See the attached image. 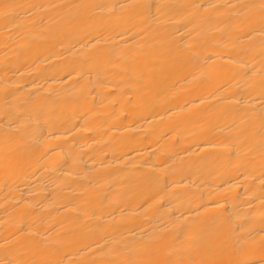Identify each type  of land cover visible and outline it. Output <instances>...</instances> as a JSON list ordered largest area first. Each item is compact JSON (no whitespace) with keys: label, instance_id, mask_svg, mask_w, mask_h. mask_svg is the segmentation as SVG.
<instances>
[{"label":"bare ground","instance_id":"bare-ground-1","mask_svg":"<svg viewBox=\"0 0 264 264\" xmlns=\"http://www.w3.org/2000/svg\"><path fill=\"white\" fill-rule=\"evenodd\" d=\"M0 264H264V0H0Z\"/></svg>","mask_w":264,"mask_h":264}]
</instances>
